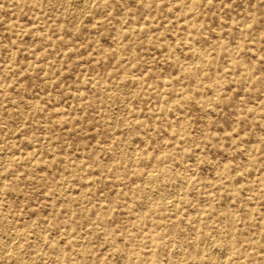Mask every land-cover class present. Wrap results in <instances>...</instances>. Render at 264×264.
<instances>
[{"label":"rangeland","instance_id":"obj_1","mask_svg":"<svg viewBox=\"0 0 264 264\" xmlns=\"http://www.w3.org/2000/svg\"><path fill=\"white\" fill-rule=\"evenodd\" d=\"M217 262L264 264V0H0V264Z\"/></svg>","mask_w":264,"mask_h":264},{"label":"bare ground","instance_id":"obj_2","mask_svg":"<svg viewBox=\"0 0 264 264\" xmlns=\"http://www.w3.org/2000/svg\"><path fill=\"white\" fill-rule=\"evenodd\" d=\"M83 1H84V0H83ZM89 1H90V0H89ZM89 1L87 0V2H89ZM89 4H90V3H89ZM90 6H91V5H89V8H90ZM87 7H88V6H87ZM85 9H86V8H85ZM147 176H148V175H147ZM150 177H151V175H150ZM147 178H148V177H147ZM148 179H149V178H148ZM142 180H143V179H142ZM152 180H153V179H152ZM143 181H144V180H143ZM149 181H150V180H149ZM149 181H148V182H149ZM150 185H151V182H150ZM149 187H150V186H149ZM149 187H148V188H149ZM142 188H143V187H142ZM175 201H176V200H175ZM213 247H214V246H213ZM207 249H208V248H207ZM209 250H211V249H209ZM214 250H215V249H214ZM216 251H217V250H216ZM208 254H209V252H208ZM223 254H224V252H223ZM211 255L214 256L215 254H214V255L211 254ZM221 256H222V255H221ZM223 256H224V255H223ZM208 257H209V256H208ZM225 258H226V257H225ZM213 259H214V257H213ZM213 259H209V260L212 261ZM218 260L220 261L221 259L218 258L217 261H218ZM215 261H216V260H215ZM219 261H218V262H219ZM221 261L224 262V260H221ZM218 262H217V263H218ZM221 263H222V262H221ZM218 264H219V263H218Z\"/></svg>","mask_w":264,"mask_h":264}]
</instances>
